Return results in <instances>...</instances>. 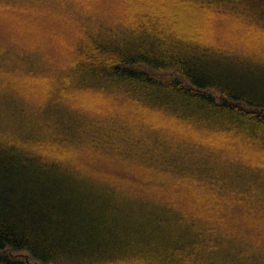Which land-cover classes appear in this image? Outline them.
Masks as SVG:
<instances>
[{"label":"trees","instance_id":"16d2710c","mask_svg":"<svg viewBox=\"0 0 264 264\" xmlns=\"http://www.w3.org/2000/svg\"><path fill=\"white\" fill-rule=\"evenodd\" d=\"M106 2L0 0V264H264V1Z\"/></svg>","mask_w":264,"mask_h":264},{"label":"rangeland","instance_id":"374dc122","mask_svg":"<svg viewBox=\"0 0 264 264\" xmlns=\"http://www.w3.org/2000/svg\"><path fill=\"white\" fill-rule=\"evenodd\" d=\"M264 1V0H263ZM111 4L107 3L106 0H97V8H100L101 7H105L106 6H110ZM169 5V4H168ZM197 7L199 8L197 11H187L186 14H185V18H184V23L185 25H187L190 29L192 30H198V32L202 33L203 34L205 33V26L207 24L206 22V18L204 19V17L202 16L203 15V9L200 11V6L197 5ZM110 9V8H109ZM26 15V14H24ZM20 20H24L26 22H32L33 20L31 18H21ZM14 25V23L10 22V21H7V26L8 28H11V26ZM24 30H22L23 32ZM27 32L25 31L24 32V35L26 34ZM162 76H170L171 75V72H164L163 74H161ZM112 109V108H111ZM111 113H114L116 114L117 112L114 111L112 109ZM23 257V255L20 256V258Z\"/></svg>","mask_w":264,"mask_h":264}]
</instances>
